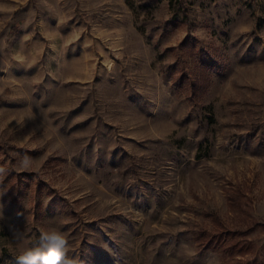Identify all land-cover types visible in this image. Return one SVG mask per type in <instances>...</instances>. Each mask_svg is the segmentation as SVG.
I'll list each match as a JSON object with an SVG mask.
<instances>
[{
	"label": "rangeland",
	"instance_id": "374dc122",
	"mask_svg": "<svg viewBox=\"0 0 264 264\" xmlns=\"http://www.w3.org/2000/svg\"><path fill=\"white\" fill-rule=\"evenodd\" d=\"M0 169V264H264V0H0Z\"/></svg>",
	"mask_w": 264,
	"mask_h": 264
},
{
	"label": "clouds",
	"instance_id": "9594fccd",
	"mask_svg": "<svg viewBox=\"0 0 264 264\" xmlns=\"http://www.w3.org/2000/svg\"><path fill=\"white\" fill-rule=\"evenodd\" d=\"M17 164L18 170L30 169V157L24 155ZM38 231L37 243L16 256V264H77V260L69 255V242L62 232L44 227H40ZM13 236L17 240L23 239V233L19 230H16Z\"/></svg>",
	"mask_w": 264,
	"mask_h": 264
},
{
	"label": "trees",
	"instance_id": "16d2710c",
	"mask_svg": "<svg viewBox=\"0 0 264 264\" xmlns=\"http://www.w3.org/2000/svg\"><path fill=\"white\" fill-rule=\"evenodd\" d=\"M202 66L203 67H210L214 65V61L211 60L209 57L202 58ZM177 67V63H173L170 65V69L175 72V69ZM171 73V77H172ZM189 76V73L182 71L180 72L179 76L174 78L173 81L176 85H179L182 80H185ZM174 77V76H173ZM172 77V78H173ZM224 231V230H222ZM223 233L226 232H209L205 233V231H201L200 233L197 234L196 240L198 241V244L200 246H205L213 249H218V248H223L227 250L230 254L234 255L237 252L243 251L244 245L239 243L238 241H231V242H222V235Z\"/></svg>",
	"mask_w": 264,
	"mask_h": 264
}]
</instances>
